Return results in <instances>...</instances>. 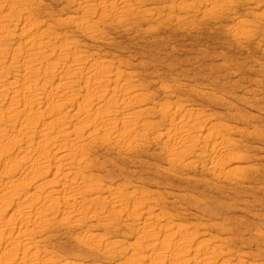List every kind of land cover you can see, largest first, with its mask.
I'll use <instances>...</instances> for the list:
<instances>
[{
  "label": "rangeland",
  "instance_id": "rangeland-1",
  "mask_svg": "<svg viewBox=\"0 0 264 264\" xmlns=\"http://www.w3.org/2000/svg\"><path fill=\"white\" fill-rule=\"evenodd\" d=\"M0 264H264V0H0Z\"/></svg>",
  "mask_w": 264,
  "mask_h": 264
}]
</instances>
